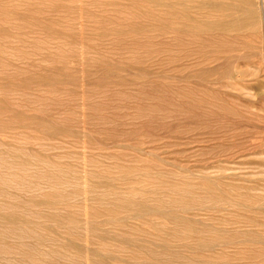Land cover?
<instances>
[{
	"label": "rangeland",
	"instance_id": "obj_1",
	"mask_svg": "<svg viewBox=\"0 0 264 264\" xmlns=\"http://www.w3.org/2000/svg\"><path fill=\"white\" fill-rule=\"evenodd\" d=\"M7 215L0 264H208L222 220L264 264V0H0Z\"/></svg>",
	"mask_w": 264,
	"mask_h": 264
},
{
	"label": "bare ground",
	"instance_id": "obj_2",
	"mask_svg": "<svg viewBox=\"0 0 264 264\" xmlns=\"http://www.w3.org/2000/svg\"><path fill=\"white\" fill-rule=\"evenodd\" d=\"M119 201V200H118ZM214 201V204L213 207H210V208H207L205 209V211L207 210H212V212L216 211L218 208H220L219 206V203H222L223 201H225L224 199H221V198H218V200H213ZM133 202V201H132ZM211 202H212V199H211ZM226 202V201H225ZM224 202V204H225ZM121 203V202H120ZM4 204V203H3ZM58 205V204H57ZM62 205V204H61ZM11 206V205H10ZM33 206V205H32ZM56 206V205H55ZM60 206V205H59ZM117 206H120L119 204ZM124 206V205H123ZM140 206V205H139ZM210 206V205H209ZM8 207V206H7ZM204 207V206H203ZM5 208V206H4ZM206 208V207H205ZM140 209V208H139ZM150 209V208H149ZM146 208V210H149ZM135 210V209H134ZM132 210V212L134 211ZM214 210V211H213ZM152 211H154V209H152ZM158 211V212H157ZM140 213L141 211L137 210V212H135L136 214L137 213ZM150 212V211H148ZM156 212L157 213H153L152 214H160L162 211L159 212L158 209H156ZM130 213V212H129ZM133 213V215L135 214ZM138 213V214H139ZM142 213V212H141ZM146 213V212H145ZM214 213H217V212H214ZM121 214V213H120ZM135 214V215H136ZM130 216V214H129ZM128 216V217H129ZM17 217V216H16ZM127 215L125 218H128ZM14 215H10V216H5V217H0V222L1 221H5V222H9L11 223L14 219ZM130 218V217H129ZM17 219V218H16ZM20 219V218H19ZM6 224V223H4ZM224 228H219L218 226H213V228H207L205 230H203L202 232H199L198 234H209L210 235V241H209V244H208V248H209V257H212V263H208V264H232L231 261L230 262H221V258L224 257V256H229L231 253H234V251L238 250L239 248L241 249V247H246L243 243H238L236 240L237 238H239L238 236H228L227 235V227H232V226H235L237 225V223H232V222H229L227 220H222V223ZM29 226V225H28ZM7 230V229H6ZM176 231V230H175ZM230 232V231H229ZM1 233V232H0ZM176 233V232H175ZM178 233V231H177ZM230 234V233H228ZM247 243V242H245ZM40 245V244H39ZM71 247V246H70ZM29 252V251H28ZM9 253V252H8ZM26 253V252H25ZM24 254V253H23ZM28 257V256H27ZM33 264V263H32Z\"/></svg>",
	"mask_w": 264,
	"mask_h": 264
}]
</instances>
